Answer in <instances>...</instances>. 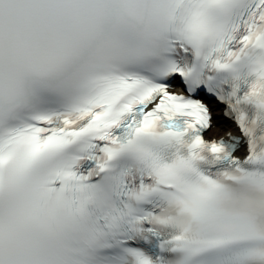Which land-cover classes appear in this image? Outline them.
Segmentation results:
<instances>
[{"label":"snow or ice","instance_id":"1","mask_svg":"<svg viewBox=\"0 0 264 264\" xmlns=\"http://www.w3.org/2000/svg\"><path fill=\"white\" fill-rule=\"evenodd\" d=\"M0 264H264V0H0Z\"/></svg>","mask_w":264,"mask_h":264}]
</instances>
